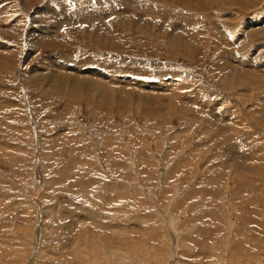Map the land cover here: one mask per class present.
Returning <instances> with one entry per match:
<instances>
[{"label": "rangeland", "instance_id": "1", "mask_svg": "<svg viewBox=\"0 0 264 264\" xmlns=\"http://www.w3.org/2000/svg\"><path fill=\"white\" fill-rule=\"evenodd\" d=\"M98 1L0 0V264H264V36L244 30L264 26V0L199 11L130 1L202 37L208 47L192 55L131 34L126 51L104 50L64 26L49 42L45 9L80 19L71 12L96 13ZM215 19L234 34L223 32L227 50ZM228 58L243 85L224 80ZM46 59L139 81L152 97L130 100L120 84L105 85L111 96L75 94L64 74L35 77Z\"/></svg>", "mask_w": 264, "mask_h": 264}, {"label": "bare ground", "instance_id": "2", "mask_svg": "<svg viewBox=\"0 0 264 264\" xmlns=\"http://www.w3.org/2000/svg\"><path fill=\"white\" fill-rule=\"evenodd\" d=\"M130 1L131 0L127 1V4H125V6L126 5L127 6L124 9H118L117 7L111 6L109 4V2L104 3L105 1L103 2V1L99 0L97 2V4H98L97 6L99 7V11L96 13H93L92 11H90L89 7H87L88 5L87 6H80L78 8V10H74L75 12L74 11L71 12L72 14L81 15L80 19L69 18L67 16V13L63 10H61V12L59 13V15L61 17L57 18L56 16H54V12L52 14H50L51 12L46 11V9H45L44 13H42V14H46L47 12H49L46 15H48L50 17V20L51 19L53 20L52 29L48 30V32H50V34L55 36L54 38H52V41H49V42L53 43L54 45H57V41H58L59 37L62 35L60 33L61 27L64 26L67 28V30H69L70 33H77V34L79 33V35L81 37L82 36L88 37L89 38L88 41L90 43L95 44V46L97 45L101 49L109 50V51H117V52L126 51V47H125L126 44L124 43V40L126 38H128V35H130V34L136 39L137 42H140L141 39L143 41V40H145L144 38L147 37L148 39L149 38L154 39V40L156 39V41L158 42L159 45H161V42L163 41V37L165 36L171 42L169 44L177 55L178 54L192 55L193 51L200 49V47H201L200 45H202L203 47L207 46V43L205 41H202L204 39L202 37L198 38L199 36H197V34H195V31H193L195 35L192 32H188V28H189L188 26L181 25V24L176 25L178 23L173 24L169 18L162 17L160 14L150 13V12H143L142 13L140 11H137V9L133 6V4H131L132 2H130ZM167 1H172V3L175 2V3H177V5H180V4L181 5H183V4L184 5L185 4L198 5L196 11H199V9H204V8L206 9L207 7H210V4H213L214 6H217V5L218 6H231L233 9H235V5H242V6L250 7V6H253L254 4L258 3V2H256V0H167ZM29 2L31 3V2H33V0H23V3L25 6H27L29 4ZM86 2H88V1H86ZM128 2H130V3H128ZM130 6L132 8H130ZM135 6L137 7V5H135ZM242 6H241V8H242ZM2 7L3 6L0 5V9ZM38 11H40V10H38ZM42 14L40 12H36V13H34V18L36 16H41ZM234 15L235 14L230 12V15H228L227 17H229V19H230V17L232 18ZM171 17H173V16H171ZM34 18H32V19L34 20ZM173 18H171V19H173ZM175 21H177V20H175ZM180 21H183V19L182 20L180 19ZM134 24L135 25L140 24L141 26H134ZM213 24H214V27L218 30L222 26H225L224 29L226 28V25H224L223 21L220 22V21L215 19ZM232 24H234V23H232ZM47 27H49V26H47ZM39 29L34 28L33 32L32 31L31 32L33 35L36 34L35 35L36 37L40 38L42 35L37 33V31ZM244 30H245V33L247 32L248 36H251V37L264 36V26L261 25L259 27L257 25V23L252 21V20L247 21ZM45 31H46L45 29H44V31L41 29V32H45ZM219 32L221 33V36H219V39L222 40V41H220V43H222V45H223L222 48H223V50H227V49H225V47H229V46L231 47V45H230L229 41L227 42V39L224 38V33L226 35H228V34L232 35L233 33H230L231 31L229 29H225L224 31H219ZM189 33H192V36H191V34L189 35ZM35 36H34V38H36ZM242 38L245 40L246 39L249 40L247 35L246 36L241 35L238 39H240V41H241ZM41 39H43V38H41ZM242 42H244V41H242ZM237 43H238V41H237ZM237 43H235V44L233 43L232 45H236ZM214 46H215V48H217L216 45H214ZM214 46H213V49L216 50L214 48ZM0 49H6V47L2 43H0ZM226 52H227V55H229V52L228 51H226ZM98 53H99V51H98ZM32 54L28 55L27 60H29L31 58ZM0 55L4 58L7 57L5 55L3 56L2 53H0ZM221 62H224V58H221ZM0 63L8 64V61L7 62H6V60L2 61V59L0 58ZM64 64H65V62H64ZM236 64L237 63H235L232 59L228 58L222 66V68H225V69H223V71L221 73H223V78L225 81H227V82L228 81H232V82L234 81L237 85H240V84L243 85L244 78L240 76V72L242 70H240ZM10 65H11V63H10ZM40 65H43L44 68L41 69L42 71H40V69H39V71L37 70L38 72H40L41 75L37 74V72L34 70L36 72L35 77L36 76H42V75L43 76L47 75L49 77L50 76L55 77L56 75H58L61 77V74H64L65 76H68L71 79H74V81H73V83H71L72 85L70 87H72L71 91L75 94L81 93V95H88L89 98H92L93 95L96 96L97 94H101V95H99V98H100V96L104 97V95L111 93V89L109 87H106L107 85L114 86V85L120 84L119 88L124 93L123 97L125 96L130 100L132 99L130 97L131 93L132 94H138V97L141 99L143 98L141 96L152 97V95L150 94V91L152 89L149 91H147V89H144V88H149V86L145 85L144 83L142 84L139 81H136V82L132 81L131 82V81H129L130 79H128L127 77H125L123 79L115 80L116 78L114 79V77L113 78H106V75H104V73H102L101 70H100L101 73L98 72L97 70H90V71L85 70L86 72H82L79 70L76 71L73 68L66 67L67 65H62L61 63L58 64V62L55 61L54 59H46L45 61L43 60V62ZM36 68L38 69L39 67H36ZM256 68L264 71V64L258 65ZM80 70H83V69H80ZM88 70H89V68H88ZM250 76L252 77V75H250ZM255 79L259 80V82H261L263 80L260 75L255 77V78L254 77L252 78V80H255ZM247 81H245V82H247ZM52 83H53V81H52ZM100 85H102V86H100ZM152 87H154L156 89L158 88L155 86H152ZM150 88H151V86H150ZM109 89H110V92H109ZM110 96H111V94H110ZM141 99H139V100H141ZM158 100H159V98H158ZM151 102H152V99H151ZM228 158H229V156H228ZM229 160L231 161L232 157H230ZM234 164H236V163H234ZM241 168H242V165L240 164L239 167H237V172L242 171ZM173 235L175 236V234H173Z\"/></svg>", "mask_w": 264, "mask_h": 264}]
</instances>
